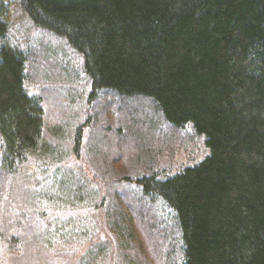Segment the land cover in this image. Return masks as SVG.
<instances>
[{
    "label": "trees",
    "instance_id": "1",
    "mask_svg": "<svg viewBox=\"0 0 264 264\" xmlns=\"http://www.w3.org/2000/svg\"><path fill=\"white\" fill-rule=\"evenodd\" d=\"M14 2L82 56L90 103L148 100L210 154L167 179L144 171L153 156L127 185L88 172L82 126L64 146L26 88L38 54L0 2V264H264V0ZM104 136L86 152L99 156Z\"/></svg>",
    "mask_w": 264,
    "mask_h": 264
},
{
    "label": "rangeland",
    "instance_id": "2",
    "mask_svg": "<svg viewBox=\"0 0 264 264\" xmlns=\"http://www.w3.org/2000/svg\"><path fill=\"white\" fill-rule=\"evenodd\" d=\"M0 2H5L8 6L7 10L14 24L11 30L16 42L26 45L31 53L38 54L40 65H36L34 60L35 66L28 67L29 71L31 70L29 72L31 77L26 88L30 93L41 96L47 109L53 113L50 125L64 129L62 136L64 146L68 147L71 142L73 143L75 132L82 126L85 140L80 161L88 172L109 175L115 182L118 181V185H124L123 183L127 185L124 178L134 176L136 179L141 168L153 156H156L155 161L147 165L144 171L155 167L161 179L175 176L185 168L197 166L209 156L204 135H195L193 128L188 127L182 131V136H185L186 140L180 141L179 135L176 139V136L170 133L173 130L161 122V116L148 100L139 98L125 100L114 94H101L90 103L88 98L92 92L91 83L82 71V56L73 51L63 39L33 25L20 9L19 2L17 4L14 0ZM34 58L36 56H30V59ZM96 101L100 108L98 110L93 108H97ZM88 117L91 119L89 125ZM101 129L103 136H106L100 142V154L90 155L85 148L90 149L99 141L96 136L100 134ZM67 147L65 152L70 153ZM108 161L111 165L107 163ZM125 189L135 192L137 186L128 182ZM155 205L161 216L168 223L171 222L177 231L172 220L170 221L172 214L161 203L157 202ZM176 237L178 238V234ZM167 241L168 246L176 244L173 238ZM123 261L125 260L121 258V264H127Z\"/></svg>",
    "mask_w": 264,
    "mask_h": 264
}]
</instances>
